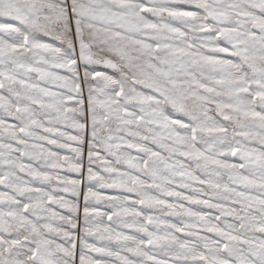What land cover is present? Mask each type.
<instances>
[{"label": "snow or ice", "instance_id": "obj_1", "mask_svg": "<svg viewBox=\"0 0 264 264\" xmlns=\"http://www.w3.org/2000/svg\"><path fill=\"white\" fill-rule=\"evenodd\" d=\"M0 264H264V0H0Z\"/></svg>", "mask_w": 264, "mask_h": 264}, {"label": "rangeland", "instance_id": "obj_2", "mask_svg": "<svg viewBox=\"0 0 264 264\" xmlns=\"http://www.w3.org/2000/svg\"><path fill=\"white\" fill-rule=\"evenodd\" d=\"M81 215H82V213H81Z\"/></svg>", "mask_w": 264, "mask_h": 264}]
</instances>
